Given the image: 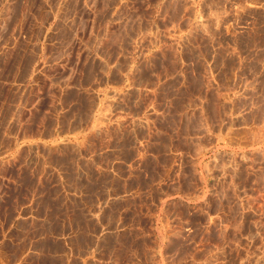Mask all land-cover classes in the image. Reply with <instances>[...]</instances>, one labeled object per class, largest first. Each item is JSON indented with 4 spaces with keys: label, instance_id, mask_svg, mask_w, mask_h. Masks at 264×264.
Returning a JSON list of instances; mask_svg holds the SVG:
<instances>
[{
    "label": "crops",
    "instance_id": "1",
    "mask_svg": "<svg viewBox=\"0 0 264 264\" xmlns=\"http://www.w3.org/2000/svg\"><path fill=\"white\" fill-rule=\"evenodd\" d=\"M251 35L264 0H0V264H174L183 150L264 77Z\"/></svg>",
    "mask_w": 264,
    "mask_h": 264
},
{
    "label": "rangeland",
    "instance_id": "2",
    "mask_svg": "<svg viewBox=\"0 0 264 264\" xmlns=\"http://www.w3.org/2000/svg\"><path fill=\"white\" fill-rule=\"evenodd\" d=\"M238 42L264 44V36ZM244 81L221 85V136L207 133L198 155L183 150L190 180L174 183L185 195L169 211L185 222L189 243L169 246L174 264H264V77Z\"/></svg>",
    "mask_w": 264,
    "mask_h": 264
},
{
    "label": "bare ground",
    "instance_id": "3",
    "mask_svg": "<svg viewBox=\"0 0 264 264\" xmlns=\"http://www.w3.org/2000/svg\"><path fill=\"white\" fill-rule=\"evenodd\" d=\"M40 120H41V118H40Z\"/></svg>",
    "mask_w": 264,
    "mask_h": 264
}]
</instances>
